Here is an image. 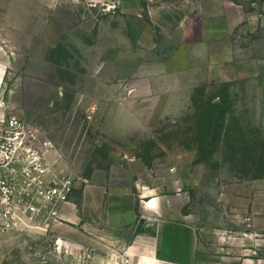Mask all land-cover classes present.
Here are the masks:
<instances>
[{
	"label": "rangeland",
	"instance_id": "1",
	"mask_svg": "<svg viewBox=\"0 0 264 264\" xmlns=\"http://www.w3.org/2000/svg\"><path fill=\"white\" fill-rule=\"evenodd\" d=\"M104 1L0 0V110L64 149L72 201L154 189L207 264L264 256V0ZM75 235L0 231V264H95Z\"/></svg>",
	"mask_w": 264,
	"mask_h": 264
},
{
	"label": "crops",
	"instance_id": "2",
	"mask_svg": "<svg viewBox=\"0 0 264 264\" xmlns=\"http://www.w3.org/2000/svg\"><path fill=\"white\" fill-rule=\"evenodd\" d=\"M3 75L0 62V81ZM116 181L86 185L79 202L63 205L56 223L65 233L74 230L82 252L91 251L95 264H113L109 255L119 245L128 264H207L197 256L193 224L167 195L114 189ZM102 249L109 254L99 255ZM222 264H264V256Z\"/></svg>",
	"mask_w": 264,
	"mask_h": 264
},
{
	"label": "built area",
	"instance_id": "3",
	"mask_svg": "<svg viewBox=\"0 0 264 264\" xmlns=\"http://www.w3.org/2000/svg\"><path fill=\"white\" fill-rule=\"evenodd\" d=\"M81 179L53 139L26 117L0 110V231L49 232ZM121 256L116 264H128L127 253Z\"/></svg>",
	"mask_w": 264,
	"mask_h": 264
}]
</instances>
